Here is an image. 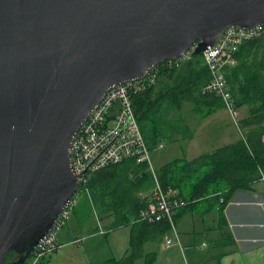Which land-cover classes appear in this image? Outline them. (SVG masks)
I'll list each match as a JSON object with an SVG mask.
<instances>
[{"label":"water","instance_id":"water-1","mask_svg":"<svg viewBox=\"0 0 264 264\" xmlns=\"http://www.w3.org/2000/svg\"><path fill=\"white\" fill-rule=\"evenodd\" d=\"M261 26L264 0H0V264L78 193L70 148L111 88Z\"/></svg>","mask_w":264,"mask_h":264},{"label":"trees","instance_id":"trees-1","mask_svg":"<svg viewBox=\"0 0 264 264\" xmlns=\"http://www.w3.org/2000/svg\"><path fill=\"white\" fill-rule=\"evenodd\" d=\"M236 57L238 65L226 79L237 109L250 106V115L240 121L243 136L193 160L174 159L157 171L162 189L174 191L173 200L183 202L174 209L175 224L206 205L207 212L218 210L219 223L225 226L224 211L235 194L252 190L264 175V26L256 37L239 48ZM156 70L157 84L133 98L134 111L151 152L164 136V127L157 121V115L164 109L194 100L208 103L209 114L224 107L216 96L201 94L211 78L203 54L162 63ZM157 87H161V92L155 98ZM154 190L155 180L148 164L132 160L102 169L86 185H81L79 193L89 195L90 205L96 209L100 221L112 219L111 231L126 227L131 231L127 254L120 259L110 258L104 264H136L140 260L143 264H155L157 254L147 253L145 247L169 235L171 224L167 219L155 223L139 219L140 210L153 200ZM229 239L230 234L225 232L222 246L229 245ZM18 259L12 252L7 263L15 264ZM46 262L44 259L40 264Z\"/></svg>","mask_w":264,"mask_h":264},{"label":"built area","instance_id":"built-area-1","mask_svg":"<svg viewBox=\"0 0 264 264\" xmlns=\"http://www.w3.org/2000/svg\"><path fill=\"white\" fill-rule=\"evenodd\" d=\"M262 29L263 26L254 31L229 28L219 43L203 54L204 63L211 73V78L201 89V94L219 98L236 125H239V111L228 88L226 72L237 65L236 56L239 48L256 37ZM185 58L187 57L181 59ZM156 68L142 79L114 86L107 92L76 134L70 148V157L73 172L79 180V190L82 184L88 183L93 174L111 165L128 160L135 161L137 164L147 163L155 180V190L153 200L140 210L139 219L150 223L167 219L171 224V232L175 233L174 209L183 205V202L173 200L174 191L162 189L152 165L151 151L133 106L135 94L157 84ZM261 181L264 182V175ZM260 205L264 208V202ZM74 206L73 198L25 264H40L55 253L59 247L56 231L64 226ZM172 243V239L166 241L167 246H171Z\"/></svg>","mask_w":264,"mask_h":264},{"label":"crops","instance_id":"crops-1","mask_svg":"<svg viewBox=\"0 0 264 264\" xmlns=\"http://www.w3.org/2000/svg\"><path fill=\"white\" fill-rule=\"evenodd\" d=\"M233 68L227 70L226 76ZM160 88H156L155 98L161 92ZM228 88L230 90L229 84ZM189 102L194 103V107H188ZM184 105L186 106L184 107ZM210 109L211 106L208 103L198 100L188 101L182 106L169 108V110L164 109L157 115V121L164 127L163 137L170 136L173 139L175 138L176 141H186L189 148L193 145H213L225 141L230 136L229 127L221 121L218 111L223 109L227 112V110L225 107H219L215 112L209 114ZM238 111L240 119L243 120L250 115V106L245 105L239 108ZM227 114L229 115L228 112ZM241 120H239V123ZM240 125H236L239 133L236 141L243 136L242 130L244 129H240ZM160 146L163 148V143L159 144V149H161ZM154 170L157 176V170L155 168ZM150 173L152 174L151 171ZM262 202H264V182L260 181L254 185L252 190L239 191L235 194L224 211L225 226L220 225L219 215L215 214V212L218 213V210L207 212L205 205L200 210L183 216L175 224V233L171 232L163 240L160 239L162 240H159L161 243L153 245L150 252L147 253L154 252L157 254L155 264H264V208L260 205ZM106 220L112 222V219ZM100 222L103 224L104 221ZM102 231L104 230L98 227L97 234L93 235V239L100 240L98 245L103 242L102 238L97 236ZM225 232L230 234V239L227 242L229 245L222 246L221 241ZM104 235L109 247L101 263L104 264L110 258H117V248H120L118 253L123 254L122 257L127 254L130 234L126 235L125 241L122 242L123 245L117 243L116 246L109 243L111 232L104 231ZM69 239L73 244L74 240L71 235H69ZM168 239L173 241L171 246L166 245ZM57 244L60 248L59 240ZM76 244H83V241H78ZM126 245H128V248ZM147 246L149 245L147 244ZM86 263L94 264L91 262V258L88 257H86Z\"/></svg>","mask_w":264,"mask_h":264},{"label":"rangeland","instance_id":"rangeland-1","mask_svg":"<svg viewBox=\"0 0 264 264\" xmlns=\"http://www.w3.org/2000/svg\"><path fill=\"white\" fill-rule=\"evenodd\" d=\"M185 106L186 105H184V107ZM188 107H194V103L189 102ZM218 114L221 116V121L226 123L229 127L228 131L230 136L228 139L213 145H193L189 148L186 141H176L175 138L173 139L170 136H165L160 141L163 143V148H157L151 153L152 165L154 168L158 171L162 165L176 158L192 160L203 153L211 152L223 145L236 141L239 133L235 122L223 109L219 110ZM168 117L169 115L167 118ZM185 117L184 114V119ZM240 118L239 115L238 121L241 120ZM239 127L240 129L243 128L241 125ZM74 203L75 206L70 210L69 217L64 222V226L56 231V240H59L61 246L52 257L49 256L46 258L48 260L46 264H87L86 257L91 258V262L94 264H103L101 262L109 247L104 231L111 232L109 243L116 246L117 243H119L118 245H123L122 242L125 241L126 235L131 233L130 228L126 227L119 229V231L116 230L117 232H112L109 228L111 221L105 219L102 224L96 209L90 205V198L86 192L77 193L75 195ZM215 214L219 215L217 212H215ZM98 227L104 230L102 231L103 234L100 233L97 235L103 240L100 245H98V242L100 241L99 239H93V235H95V233L97 234ZM69 235H71L74 240L73 244L70 242ZM78 241H83V244H76ZM160 241L156 243H148L149 246L146 247V252H150L151 247L157 243H161ZM126 247L128 248V245H126ZM118 252H120V248H117L116 253L118 256L117 258L120 259L123 254H119ZM136 264H143V261L140 260Z\"/></svg>","mask_w":264,"mask_h":264}]
</instances>
